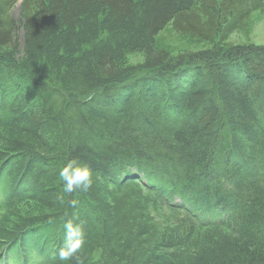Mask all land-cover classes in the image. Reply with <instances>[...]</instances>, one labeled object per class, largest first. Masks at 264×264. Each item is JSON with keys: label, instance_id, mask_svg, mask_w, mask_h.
<instances>
[{"label": "trees", "instance_id": "1", "mask_svg": "<svg viewBox=\"0 0 264 264\" xmlns=\"http://www.w3.org/2000/svg\"><path fill=\"white\" fill-rule=\"evenodd\" d=\"M263 9L0 0V264H62L70 220L83 264H264V46L227 42ZM167 25L209 47L156 50Z\"/></svg>", "mask_w": 264, "mask_h": 264}, {"label": "rangeland", "instance_id": "2", "mask_svg": "<svg viewBox=\"0 0 264 264\" xmlns=\"http://www.w3.org/2000/svg\"><path fill=\"white\" fill-rule=\"evenodd\" d=\"M19 4L20 1L16 2L11 8V14L14 18L18 16ZM248 22L246 29L231 33L228 41L234 44L250 43L264 46V9L260 12H254ZM207 47H209V43L198 41L187 35L182 36L174 31L170 25H167L166 28L160 31L155 38L156 50H167L173 55L188 51H198ZM143 58L142 52H134L126 56L125 62L126 65H135L142 62ZM29 207L32 209V204L25 203L20 206L19 210L24 211ZM2 213H0V218Z\"/></svg>", "mask_w": 264, "mask_h": 264}, {"label": "clouds", "instance_id": "3", "mask_svg": "<svg viewBox=\"0 0 264 264\" xmlns=\"http://www.w3.org/2000/svg\"><path fill=\"white\" fill-rule=\"evenodd\" d=\"M59 178L62 181L63 190L73 193L77 190L87 192L93 184L91 166L76 158L69 159L59 169ZM77 201L73 199L71 206L75 207ZM51 222V221H50ZM65 242L59 248L58 258L62 264H83L81 255L85 240L83 224L79 221L73 223L71 220L64 224Z\"/></svg>", "mask_w": 264, "mask_h": 264}, {"label": "bare ground", "instance_id": "4", "mask_svg": "<svg viewBox=\"0 0 264 264\" xmlns=\"http://www.w3.org/2000/svg\"><path fill=\"white\" fill-rule=\"evenodd\" d=\"M227 42H228L229 44L236 45V44H234V43L229 42L228 39H227Z\"/></svg>", "mask_w": 264, "mask_h": 264}]
</instances>
